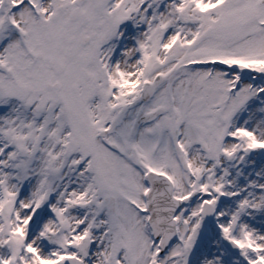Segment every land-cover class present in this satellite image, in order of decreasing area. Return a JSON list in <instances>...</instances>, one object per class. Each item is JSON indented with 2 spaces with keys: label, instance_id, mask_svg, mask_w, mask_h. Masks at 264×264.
<instances>
[{
  "label": "snow or ice",
  "instance_id": "obj_1",
  "mask_svg": "<svg viewBox=\"0 0 264 264\" xmlns=\"http://www.w3.org/2000/svg\"><path fill=\"white\" fill-rule=\"evenodd\" d=\"M0 264H264V0H0Z\"/></svg>",
  "mask_w": 264,
  "mask_h": 264
}]
</instances>
